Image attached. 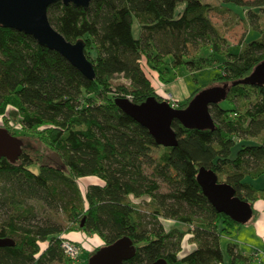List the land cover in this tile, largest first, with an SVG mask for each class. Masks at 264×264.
I'll list each match as a JSON object with an SVG mask.
<instances>
[{
    "label": "trees",
    "instance_id": "trees-1",
    "mask_svg": "<svg viewBox=\"0 0 264 264\" xmlns=\"http://www.w3.org/2000/svg\"><path fill=\"white\" fill-rule=\"evenodd\" d=\"M222 1L242 8L248 4L246 0ZM210 9L211 4L203 0H91L87 7L62 1L50 4V23L68 40L85 41V53L94 65L93 80L33 36L0 26V115H19V136L34 137L56 152L64 166L44 159L26 144L16 160L0 157V207L9 212L0 225V237L12 240L0 247V264L63 260L58 236L75 229L102 239L88 258L100 247L127 236L133 242L134 254L123 264H150L159 258L167 264L223 262L221 238L239 222L214 208L196 175L204 166L214 170L218 178L224 176L237 196L252 201V207L253 200L259 198L258 188L245 177L253 171L255 176L263 172L264 80L237 81L251 75L264 61V28H260V39L246 43L238 52L224 53L222 73L215 75L213 84L227 85L225 99L231 104L237 96L243 98L244 110L238 113V107L212 103L209 110L217 120L213 129L188 128L175 119L172 126L177 144L158 145L146 127L114 103L117 95H130L135 103L152 95L162 100L142 68L143 58L166 83L180 67L199 68L190 55L195 47L223 54L228 42L210 19ZM134 23L140 31L138 37L133 33ZM115 75L129 81L128 86H117L123 94H112ZM203 88L194 89L188 102ZM252 94L255 100L250 102L247 99ZM9 106L13 110H8ZM231 111L235 118L229 116ZM239 132L261 139H234ZM152 147L162 148L155 162L156 175L176 183L161 195L173 201L165 215L188 226L196 243L183 255L179 252L185 230L177 226L165 230L159 220L158 227H146L129 199L151 196L159 188L142 167V159ZM86 176L100 181L82 194L77 179ZM27 199L60 201L70 225L62 227L49 220L43 224L22 222L32 212L25 205ZM165 204L163 199L153 209L157 217L164 215ZM184 204L189 208L186 213L182 212ZM252 210L255 219L258 212L254 207ZM44 240L49 242L41 251L40 241ZM227 251V264H254L251 256L233 243Z\"/></svg>",
    "mask_w": 264,
    "mask_h": 264
},
{
    "label": "rangeland",
    "instance_id": "rangeland-1",
    "mask_svg": "<svg viewBox=\"0 0 264 264\" xmlns=\"http://www.w3.org/2000/svg\"><path fill=\"white\" fill-rule=\"evenodd\" d=\"M203 1L209 2L211 4L209 17L228 42V45H224L223 47V54L214 55V53L210 49L204 47H195V49L190 55L192 56L191 59L195 61V65L199 66V68L189 69L185 66L180 67L178 68L176 73H174V76H168L169 81H167L166 83L159 77L156 71L148 67V64L146 63L144 58L141 60L142 68L156 92L162 97V99L167 100L173 107H176L177 105L180 106V104L183 105L184 103H188V97L193 92L192 90V92L187 95L191 87H194V89H196L197 87H212L214 85L213 78L215 77V75L222 73V62L224 59V53H226L227 51L238 52L246 43L255 39H260V28H264V4L262 6H259L261 5L259 3H264V0H246L248 4L245 5V7L243 8L242 6H238L234 3H226L222 0ZM133 33L137 37L140 34L136 23H134L133 25ZM92 55H96L95 49L92 50ZM178 75L183 76V78H180L176 80V82H174ZM172 82H174L173 85H171ZM122 84L128 86L129 81L122 75H115L112 80V94H123V92L117 87L118 85ZM170 92L171 94H173V96L170 94ZM125 97L131 100L130 95H127ZM177 98L179 99V101L177 100ZM247 100L250 102L254 101L255 95H250ZM234 102L235 104H231L227 101V99H223L220 100L218 104L225 108L238 107V113H241L244 110L243 98L237 96ZM8 110L11 111L13 110V108L9 106ZM229 116L231 118H235L236 114L234 111H231L229 112ZM5 118L8 119V122H6ZM19 118V115H15L13 112H10V114L6 113L5 117L0 115V126L5 127L12 134L17 136L18 139L21 140L22 144H26L32 152L41 153L42 155H44V159L59 166L62 165V168H64L62 160L56 152L52 151L32 136H19L22 131L21 124L18 122ZM216 121L217 120L214 119V122ZM233 138H238V140L240 139L241 141L247 139L249 141L259 142L261 136L247 137L246 134L239 132L237 133V135L235 134ZM161 151L162 148L160 147H152L149 151V155L142 159L143 172L147 174L150 178L158 182V190H156L155 193H152L151 196H129V199L133 204H135L136 209H138V212L141 215V219L142 221H144L146 227H158L159 220V222H161L160 224H162L165 230H169L170 228L176 226L181 230H185L184 236L181 241L182 250L181 252H179L180 255H183L195 248L196 243L193 242L191 239L192 233L188 231V226L181 225L176 222L174 218L165 215V213L172 207L171 204L173 201L170 198H163L161 195L169 192L172 188H174L176 183H169L164 178L157 176L155 173V162ZM260 164V168L263 169L262 174L259 176H255V174L253 175V171L252 174L245 177V181L254 184V186L258 188L257 193L260 194L259 198L264 199V160ZM99 181V178H97L96 176H86L77 179V183L82 194H84L89 185L97 183ZM219 181H225L224 176H220ZM259 198H257L256 200H258ZM47 199L49 200V198ZM163 199H165L166 202L163 208L164 215H159V217H157L156 213L153 212V209L155 208V206H157V204H161ZM256 200H253V207L255 206L254 203ZM248 202L251 203L252 201ZM25 205L27 207H31L32 212L31 215H29V218L21 220L22 222L24 221L26 223L31 222L43 224L45 221L49 220L52 223L60 224L62 227L70 225V223L67 222L66 217L64 216L60 201L58 202L53 200L51 203H48V201L46 200L43 201L37 199H27ZM188 211L189 208L187 204H184L182 206V212L186 213ZM8 215L9 212H7L5 208L0 207V225L3 223L4 220H7ZM252 218L253 210L252 215L248 219V221L244 223L235 224V226L231 229V233H229L228 236H222L221 249L223 252V258L225 263L229 260V255L227 251L229 243H235L237 246L236 248L241 252H250L251 250L262 251L264 249V227L259 225L262 221V218H260L259 213L257 218ZM73 231L81 230L75 229ZM173 240H175V238H173ZM40 242V250L43 251L47 247L49 241L44 240ZM82 243H77L78 246L81 248V255L82 251L84 250ZM93 250L94 248L91 251ZM262 256L264 255L260 253L259 257ZM82 258L84 260L81 264H86L88 260V255L86 257L81 256V259ZM67 260L70 262L69 258L64 255L63 260L54 261L52 262V264H65ZM79 263L80 261L78 262V264ZM258 263L264 264V260L260 258V260H258Z\"/></svg>",
    "mask_w": 264,
    "mask_h": 264
},
{
    "label": "water",
    "instance_id": "water-1",
    "mask_svg": "<svg viewBox=\"0 0 264 264\" xmlns=\"http://www.w3.org/2000/svg\"><path fill=\"white\" fill-rule=\"evenodd\" d=\"M56 1L73 3L87 7L91 0H0V26L23 31L42 46L58 51L89 80L95 79L93 62L85 54V41L68 40L49 21L48 6ZM264 80V61L259 63L251 75L238 82ZM227 85H213L197 92L182 108L173 107L167 100L148 96L135 103L127 97L117 96L114 103L127 115L146 127L158 145L175 146L177 134L172 126L176 119L185 127L213 129L214 119L210 113L212 103L225 99ZM23 144L17 136L0 126V157L16 160ZM196 179L203 194L218 212H223L239 223H244L252 215V207L247 200L235 194V189L226 181H219L217 173L204 166L200 167ZM12 243L10 238L0 237V247ZM134 254V246L127 236L100 247L87 260L86 264H123ZM150 264H167L159 258Z\"/></svg>",
    "mask_w": 264,
    "mask_h": 264
},
{
    "label": "crops",
    "instance_id": "crops-1",
    "mask_svg": "<svg viewBox=\"0 0 264 264\" xmlns=\"http://www.w3.org/2000/svg\"><path fill=\"white\" fill-rule=\"evenodd\" d=\"M226 9H228V8H226ZM185 76H187V75H185ZM180 78H183V76L178 75L177 78L174 80V82H176V80H178ZM174 82H172L171 85H173ZM166 85H168V84H166ZM192 90H194V87H191V89H189L187 95H189L192 92ZM170 94H171V92H170ZM171 95L173 96V94H171ZM178 98H177V100L179 101ZM254 204H255L254 209L260 214V218H262V221H261V223L259 225L264 227V199L259 198L258 200L255 201ZM64 235L67 236L68 238L76 241L77 243H82L83 242L82 244H83L84 250L82 251V255H81L83 257H86L93 248H95V247H97V246L102 244V239L97 234L88 235V234L84 233L83 231H70L68 233H64ZM233 244H235V243H233ZM253 249H256V248H253ZM260 249H262V248H260ZM252 251L253 250H251L250 252H245L244 251L242 253L245 254V255L251 256V259L254 261V264H259L258 260H260V258L264 260V256L258 257V258H254L252 256ZM82 260H84V259L82 258ZM227 263H228V261L225 263V261L223 259V262L220 263V264H227Z\"/></svg>",
    "mask_w": 264,
    "mask_h": 264
},
{
    "label": "built area",
    "instance_id": "built-area-1",
    "mask_svg": "<svg viewBox=\"0 0 264 264\" xmlns=\"http://www.w3.org/2000/svg\"><path fill=\"white\" fill-rule=\"evenodd\" d=\"M59 237L61 238L60 247L69 258L70 264H78L79 261V264H81L83 260L81 259V248L78 244L64 235H60ZM260 253L264 254V249L262 251L253 250L252 256L258 258Z\"/></svg>",
    "mask_w": 264,
    "mask_h": 264
}]
</instances>
